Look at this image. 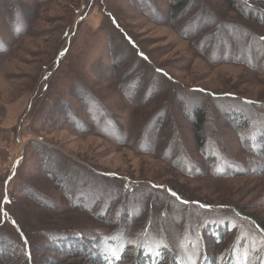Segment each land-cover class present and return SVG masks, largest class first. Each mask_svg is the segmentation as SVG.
Returning a JSON list of instances; mask_svg holds the SVG:
<instances>
[{"label": "rangeland", "instance_id": "1", "mask_svg": "<svg viewBox=\"0 0 264 264\" xmlns=\"http://www.w3.org/2000/svg\"><path fill=\"white\" fill-rule=\"evenodd\" d=\"M136 258L264 264V0H0V264Z\"/></svg>", "mask_w": 264, "mask_h": 264}, {"label": "trees", "instance_id": "2", "mask_svg": "<svg viewBox=\"0 0 264 264\" xmlns=\"http://www.w3.org/2000/svg\"><path fill=\"white\" fill-rule=\"evenodd\" d=\"M183 2H184V1H183ZM172 5H173V6H172ZM172 7H173V8H172ZM169 10H170V12H172L173 10L176 11V10H177V6H176V4H175V3H173V4L171 3V6H170V9H169ZM198 121H199V118H198ZM196 131H198V130H196ZM124 228L126 229V226H125V227L123 226V228H121L122 230H121V229H120V230L123 231ZM117 231H119V230H117ZM123 234H124V233H123ZM87 239H88V238H87ZM89 240H90V241H89ZM88 241H89V243H91V246H92L93 248L97 245V244H96V239H88ZM89 243H88V244H89ZM67 244H68V243H67ZM89 247H90V246H88V249H89ZM129 248H131V250L133 251L134 246H133V247H130V246L126 247V249H125L126 252H128ZM125 250H124V251H125ZM84 253H86V252H84ZM91 253H93V252H91ZM91 253H90V254H91ZM102 257H103V255H102ZM105 257H106V256H105ZM166 258H167V257H166ZM168 258H169V257H168ZM174 260H175V263H172V261H171V259H170V262H168L167 264H171V263H172V264H176V259L174 258ZM164 262H165V261H164ZM164 262H163V263H164ZM163 263H162V264H163ZM134 264H141L140 261H139V258H136V259H135V263H134ZM157 264H158V263H157Z\"/></svg>", "mask_w": 264, "mask_h": 264}]
</instances>
